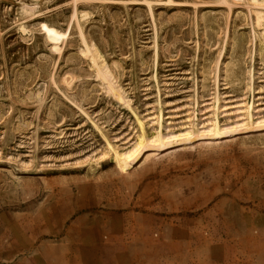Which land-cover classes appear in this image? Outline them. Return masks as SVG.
<instances>
[{
  "label": "rangeland",
  "instance_id": "rangeland-1",
  "mask_svg": "<svg viewBox=\"0 0 264 264\" xmlns=\"http://www.w3.org/2000/svg\"><path fill=\"white\" fill-rule=\"evenodd\" d=\"M73 250L264 264V0H0V264Z\"/></svg>",
  "mask_w": 264,
  "mask_h": 264
},
{
  "label": "crops",
  "instance_id": "crops-1",
  "mask_svg": "<svg viewBox=\"0 0 264 264\" xmlns=\"http://www.w3.org/2000/svg\"><path fill=\"white\" fill-rule=\"evenodd\" d=\"M42 247H50L47 243H42ZM56 250L59 248V245L56 244L54 247ZM7 260L10 256H3V253L0 251V259ZM112 256H104L101 254H90L86 250L82 251H72L69 255L63 256L62 253L57 254L54 257L43 256L40 261L37 257H30L26 260H18L14 264H142V257L136 256L134 262L130 260L128 257H124V259H117Z\"/></svg>",
  "mask_w": 264,
  "mask_h": 264
},
{
  "label": "bare ground",
  "instance_id": "bare-ground-1",
  "mask_svg": "<svg viewBox=\"0 0 264 264\" xmlns=\"http://www.w3.org/2000/svg\"><path fill=\"white\" fill-rule=\"evenodd\" d=\"M83 17V16H82Z\"/></svg>",
  "mask_w": 264,
  "mask_h": 264
}]
</instances>
